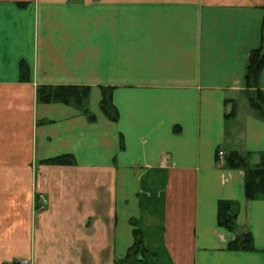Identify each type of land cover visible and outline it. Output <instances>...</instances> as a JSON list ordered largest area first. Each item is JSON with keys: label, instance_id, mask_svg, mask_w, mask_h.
Masks as SVG:
<instances>
[{"label": "crops", "instance_id": "crops-1", "mask_svg": "<svg viewBox=\"0 0 264 264\" xmlns=\"http://www.w3.org/2000/svg\"><path fill=\"white\" fill-rule=\"evenodd\" d=\"M263 41L264 0H0V264H264V199L225 163L264 151L245 81ZM43 84L89 86L88 113Z\"/></svg>", "mask_w": 264, "mask_h": 264}, {"label": "trees", "instance_id": "trees-1", "mask_svg": "<svg viewBox=\"0 0 264 264\" xmlns=\"http://www.w3.org/2000/svg\"><path fill=\"white\" fill-rule=\"evenodd\" d=\"M264 61V41L262 46L250 51L247 60L245 81L246 86L255 88L254 94H249L248 99L252 109L264 119V98L258 89V79ZM20 79H28V67L25 63H20ZM89 93V86L85 85H40L37 87V99L43 102H62L80 106L84 113H88L85 105ZM101 110L110 118L116 119L117 111L112 104V94L109 88H102V98L100 101ZM248 153L242 155L237 151H230L225 156L226 166L231 168H241L244 171V195L246 199H264V151L259 155V160L255 164H250L247 160ZM55 164L73 162L72 156L60 155L47 160ZM235 202L220 201L218 204V223L230 231L235 230ZM135 250H143L142 240L137 229L133 230ZM230 249L249 250L253 248L252 237L249 232L237 234L228 243Z\"/></svg>", "mask_w": 264, "mask_h": 264}, {"label": "built area", "instance_id": "built-area-1", "mask_svg": "<svg viewBox=\"0 0 264 264\" xmlns=\"http://www.w3.org/2000/svg\"><path fill=\"white\" fill-rule=\"evenodd\" d=\"M218 154L222 155V152L218 151ZM16 264H30V261L28 259L22 258Z\"/></svg>", "mask_w": 264, "mask_h": 264}, {"label": "rangeland", "instance_id": "rangeland-1", "mask_svg": "<svg viewBox=\"0 0 264 264\" xmlns=\"http://www.w3.org/2000/svg\"><path fill=\"white\" fill-rule=\"evenodd\" d=\"M254 93H255V91H254ZM240 154H242V155H246V154H244V153H240ZM250 156V155H249ZM247 160H248V162L250 163V159H249V157L247 156ZM134 249V251H135V247L133 248Z\"/></svg>", "mask_w": 264, "mask_h": 264}]
</instances>
